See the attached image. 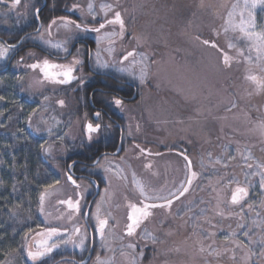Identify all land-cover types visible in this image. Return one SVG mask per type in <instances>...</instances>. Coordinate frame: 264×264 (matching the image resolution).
<instances>
[{"label": "rangeland", "instance_id": "1", "mask_svg": "<svg viewBox=\"0 0 264 264\" xmlns=\"http://www.w3.org/2000/svg\"><path fill=\"white\" fill-rule=\"evenodd\" d=\"M29 1H24V5H19L18 9L11 8V1L7 2L6 5L8 6L6 8H1L2 5H0V14L3 17L6 18L11 15L15 19L14 23H11L2 18L0 23L3 26L12 28L14 24H20V19H24L29 25L32 16L30 9H27ZM80 1L77 4L84 9L83 16L85 18L90 17L87 15L88 0ZM239 2L241 5L243 4V0H239ZM101 3L116 5V10L121 11L127 27V32L122 40L118 36L113 37L116 43L112 55L105 51L109 47L108 41L101 42V59L108 61L111 65L114 60H119L123 54L135 48L138 52L145 53L156 61L151 65L148 78L144 84H140L138 79H133L130 73L121 74L116 72L114 67L98 71L110 72L118 79L135 83L140 94L145 95V99L141 101L138 119L134 118L130 110H127L131 114L127 112L129 122L126 123L124 129L122 150L115 155H109L113 166H118L120 175L127 179H120L113 173L105 174L101 169H97L96 174L89 177L87 170L85 176L82 177V180L79 179L78 183L88 184L89 180L94 183L89 184L87 192L80 189L83 193V197L80 198V212H72L66 205L60 204L59 213L54 218L55 221L60 223H71L70 230L66 232L60 230L58 231L60 235L51 237H49L48 232L42 231L35 237L43 238V240L46 239L45 237L50 238L46 240H53V243L61 244L57 253L70 258L88 260L89 262L86 264H96L97 255L102 260L115 255L114 264H127V260L120 255L119 249L128 243L137 245L135 252L138 256V264H234L229 259V254H223V250L225 247V234L233 230L240 231L236 229L238 217L234 215L232 218L222 219L217 216L214 211L215 200L212 201L211 205L200 203L201 200L207 202L210 196L215 195V193L204 192L200 194L199 189L201 184H206L207 178L212 174L218 177L216 180L223 177L225 183L228 177L235 174L243 182L245 172H259L260 170L255 167L256 164L264 163V134L261 133L259 128L260 122L264 121V94L259 93L255 86L245 79L249 71L252 73L254 71L256 75L264 78V72L260 71V65H264V60L260 62L255 60L257 53L254 48L249 47V42L234 39V37L240 35L239 32L229 31L226 39L223 31L227 13L231 10L232 5L237 3V0H170L168 3L166 0H95L97 18H101V22H103V13L100 11ZM219 7L223 9V13L220 12ZM190 8L196 10L195 18L189 15L188 18L184 16V21L180 14L182 12L186 15L184 10ZM210 8L213 9L212 12H210ZM74 13L81 15L79 10L74 11ZM111 15L109 13L108 18H111ZM238 19L239 17H237ZM56 21L57 23L51 29L43 26L39 32L33 33L25 41L38 42L52 53L65 56L64 52H58L56 49L42 44L38 37L43 34L44 39L50 40L52 43L62 42L68 37L81 36L80 38L85 40H88L87 37H93L94 40H92L91 50L89 51V61L93 69L98 34L95 32H80L74 26L65 29L61 26L59 19ZM85 22L88 23L89 27L99 26V24ZM256 22V30L264 31V11L256 10ZM81 23H84V21ZM210 26L219 47L232 57L233 62L230 68L223 66L220 52L201 43L202 40L208 38L199 37L195 33L208 29ZM37 28L39 26L35 30ZM114 30L119 31L118 25L115 28L107 26L101 34ZM217 32L220 33L219 36H217ZM134 35L141 37L139 43L132 38ZM229 41L235 43L237 47L228 48ZM0 44L5 47L8 46V43L1 39ZM16 49L10 50L6 58L0 59V69L7 66L10 56L13 55ZM239 49L244 50V55H240ZM80 51L83 56L84 48ZM68 60L71 61L72 58L70 57ZM89 61L87 67L84 59L79 76L86 77L88 75ZM129 62L125 61V65H128ZM116 67H119V65H116ZM130 71H134L137 76L139 74L138 67ZM39 74L37 70L33 71L31 69L24 81L31 85L34 81L37 82L36 78ZM242 86H244L243 91ZM30 93H34L31 88ZM233 101L237 102V106L229 111L228 109ZM184 105L189 106L190 113H187L186 116L189 118L183 120L181 118L185 117ZM192 113L194 114L191 115ZM216 113L219 114V116L217 115L218 118L215 115ZM211 114L216 117L214 121L216 124L210 127L211 131L215 132L213 133L215 135L219 134L221 140L205 147L201 153H197L193 158L198 176L193 182L190 192H188L190 195L181 200L176 206L172 205L170 212L163 208L154 209V215L142 225L141 229L137 230L138 235L136 237L129 238L125 236L124 229L128 212L126 205L129 201L137 202L139 199L138 195L133 193V174H135L136 180L149 186V194L156 192L166 195L169 191L175 192L180 184L185 181L186 169L184 159L174 155L173 150L170 151L173 142H175L178 135L182 139L197 136L199 140H203V137L211 132L210 129L205 127V123L210 119L209 115ZM75 120L76 122L70 123L53 111H50L49 114L46 110H43L37 119L38 126H41L38 129L40 132L47 134L48 137L66 134L74 124L79 126V119L72 121ZM233 120L235 123L230 122ZM49 129H51V135H49ZM132 130L140 131L138 136H141L142 144H138L136 141H132L131 144L127 143L126 139L130 135L129 132L132 134ZM82 131H84V127ZM239 134H243L244 138L240 139ZM246 135L248 139L245 140ZM165 142L167 143L166 146L169 147L168 150L161 148V144ZM225 146H227V149H225ZM208 147L210 149H207ZM140 149H144V153H141ZM249 152H251L253 159L245 162L241 153L247 155ZM209 153H211V156H209ZM229 156H234L235 159L229 160ZM217 158L221 160V163H215ZM201 161L204 164L203 168L201 167ZM246 163L252 164L253 168L248 169ZM149 164L151 167L146 168L145 165ZM95 167L94 164L88 169ZM72 172H75L73 168ZM106 175L110 180V185L108 180L105 179ZM260 179L259 175L249 176L252 186L249 188L248 203H251L255 209L245 218L249 224L252 219L257 218L256 212H260L261 216H264V190L259 187ZM215 186H217L216 183ZM232 187H235V185H232ZM58 188L61 189V186ZM106 188L109 195L105 198L106 202L101 209V213L102 215L111 214L108 218L106 237L109 247L116 249L115 252L109 251L108 248L103 246L99 234L95 231V205L96 202L100 201L101 196L105 194ZM65 189L68 190L62 197L64 200H67L70 196L74 201L78 199L77 191L80 190L75 189L71 182L68 188ZM226 191L225 189L220 192L221 199L225 198ZM228 198H230V193H228ZM189 207L192 209L191 212L188 211ZM200 208H205V213L200 214ZM224 210L225 212L229 211L228 208ZM194 213L199 215L198 220L190 219ZM75 220H77V223L74 222ZM209 220L216 227H211L208 223ZM161 221L165 223L161 225ZM76 227L81 229L80 235L87 234L83 250L71 243L67 245L61 243L69 236H72L77 243L79 242V237L74 235ZM142 229H147L160 237L163 243L153 244L150 240L140 239L139 233ZM169 231L172 233L171 235L166 234ZM205 231L215 233V235L205 237L203 234ZM254 231L259 232L260 230L255 229ZM35 237H32V239ZM237 239L245 240L242 235L238 236ZM209 245L212 246V250L219 251L222 255L220 257H216L214 254L209 255ZM228 246L233 247L231 244ZM147 247L151 248V254L148 260H145L147 254L145 249ZM201 247L205 248V252L199 251ZM254 250L259 251L258 248H254ZM141 252L143 253L142 259L139 258ZM247 252L248 248L236 249L238 258L236 264H239V258ZM12 259L14 262V258ZM59 264L78 263L73 260H65ZM250 264H264V257L254 255L251 257Z\"/></svg>", "mask_w": 264, "mask_h": 264}, {"label": "trees", "instance_id": "2", "mask_svg": "<svg viewBox=\"0 0 264 264\" xmlns=\"http://www.w3.org/2000/svg\"><path fill=\"white\" fill-rule=\"evenodd\" d=\"M10 1L0 0L1 8H6L8 6L6 5L7 2ZM24 1L29 0H21L20 6L24 5ZM78 2L80 3L81 1L46 0L45 5L41 7L43 4L42 0H30L29 4H27V9H30L29 11L32 13L30 24L27 25L24 19H20V24H14L12 28L3 26L0 23V39L5 43L15 44L25 32L35 30L40 23H42V26L48 27L52 20H57L62 16L76 23L87 21L99 24L101 22V18L93 20L91 17L85 18L75 14L73 11H69L72 5ZM166 2L168 3L170 0H166ZM220 4L222 3L220 2ZM39 7H41L40 21L34 16L35 8ZM18 8L19 5L17 6ZM219 9L223 13V9L221 7ZM209 10L210 12L213 11L212 8ZM184 11L186 15L182 12L180 14L184 21V16L188 18L187 16L189 15L195 18L196 10L194 8L185 9ZM0 16V20L3 18L11 23L15 21L11 15L6 18L1 14ZM211 30L210 26L208 29L195 33L199 37L208 38L217 43L216 36ZM30 47L28 45L24 46V49L14 57L9 68L0 69V97H2L0 99V264H32L27 259V247L31 246L35 250V246L42 241H47L48 244L54 242L53 240H46L50 239L48 237H45L46 239L44 240L43 238L35 237L38 233L42 231L48 232L50 228H56L58 231L63 230V232L70 230L71 223H60L54 219L61 208L58 202L64 200L62 197L68 190L65 188L70 185L66 176L68 165L72 164L73 161L79 160L73 166L74 173L85 175L87 169L91 166V162H94L101 153L113 152L118 148V141L121 138L118 128L114 127L101 136L98 142H94L89 147L84 146L87 144V138L82 128L92 113L88 98L95 87L114 89L124 95H130L131 93L129 86L116 77L94 73L89 69L87 71L88 75L83 77V86H80L78 82L71 85L52 84L44 80L41 74L36 78L37 82L34 81L29 85L27 81H24V78L26 75L28 77V71L30 70L27 66L28 62L34 61L32 57H27V49ZM84 55L82 57L87 65L88 55ZM21 57H23V61L20 60ZM249 74L256 73L249 71ZM30 88L34 90L33 94L30 93ZM243 89L244 86H242V91ZM94 95L96 96L97 94ZM144 96L141 95V97ZM45 97H48V99L46 100ZM60 99L65 101L63 107L56 103ZM183 107L185 117L182 116L183 118L181 119L184 120L189 118L186 116L190 111L188 105ZM43 110H46L49 114L50 111H53L70 123L76 122V120L72 121L74 119H79V126L74 124L66 134L48 137L47 134L36 131V129L41 128V126H38L39 122H37V119ZM215 115L216 117L217 115L219 116L218 113ZM216 117H213L212 114L209 115L210 119L205 123V127L210 129V131V127L216 124L214 122ZM126 120L125 122H129V119L128 121ZM29 121H31V126ZM106 122L109 121L106 120ZM230 122L235 123L234 120ZM213 133L215 132H209L208 135L203 137L204 139L202 138L203 140H199L197 136H189V139H182L178 135L170 151L173 150L174 155L178 158H183L179 153H186L192 159L193 169L196 171L195 160H193L195 155L201 153L205 147L221 140L219 134L215 135ZM134 134L133 131V134L127 137V143L131 144L132 141H136V143L142 144L141 136ZM61 136L64 137L62 141L59 139ZM239 138L243 139L244 135L239 134ZM246 139H248L247 135L245 136ZM41 145H44V147L51 145V153H45ZM166 145V142L162 143L161 148L168 150L169 147ZM207 149L210 148L208 147ZM217 178L213 174L208 177L206 184H201L200 194L204 192L211 194L207 190L202 191L201 188L206 189L209 184L214 186ZM57 180L59 181L58 184L56 183ZM195 180L196 178L193 182ZM50 184L53 185V188L48 189L49 195L45 199L44 211L41 212L39 195ZM60 186L61 189L58 188ZM190 189L188 192H190ZM188 192L178 200H175L172 205L176 206L181 200L186 199L190 195ZM74 222L77 223V220ZM32 237L35 238L32 239ZM145 250L147 251L145 260H148L151 248L147 247ZM53 256L54 259H49L47 264H52L64 255L62 256L56 252ZM12 258H14V262Z\"/></svg>", "mask_w": 264, "mask_h": 264}, {"label": "snow or ice", "instance_id": "3", "mask_svg": "<svg viewBox=\"0 0 264 264\" xmlns=\"http://www.w3.org/2000/svg\"><path fill=\"white\" fill-rule=\"evenodd\" d=\"M20 3L21 0H11V8H17ZM257 9L264 11V0H243L242 5L240 4L239 0H237V3H234L231 7V10L227 13V18L224 21L223 31L226 39L229 31L233 33L239 32L240 35L234 37V39L249 42V47L254 48L257 53L255 60L257 62H260L261 60H264V31L256 30ZM76 10H79L82 16L84 15V9L81 8L78 4H73L72 8L69 9V11L73 12ZM40 11L41 10L39 8H35L34 16L37 20H39L40 18ZM100 11L103 13V22H100L98 27H89L88 23L86 22L76 23L75 21L67 20L63 16L59 17V20L61 22V26L65 29H69L70 27L74 26V28L79 30L80 32H95L98 34L96 37L95 63L93 68L94 71H103L109 69L110 67H114L116 72L121 74L130 73L133 79H138L140 84H144L148 78L151 65L156 63L154 59H151L145 53L138 52L134 48L132 51H127L125 54H123L119 60H114L111 65L108 61L101 59V42L105 40L108 41L109 47L105 49V51H107L109 55H112L115 51L114 45L116 43L113 37L118 36L122 40L127 32V27L121 11L116 10V5L101 3ZM109 13L112 14L111 18H108ZM87 15L90 16L93 20H96L97 13L95 11V0H88ZM237 17H239L238 20ZM56 23V20H52L48 28L51 29V27ZM117 25L119 27L118 32L114 30L111 32H103V34H101L102 30H104L107 26H113V28H115V26ZM37 31L39 32V29H37ZM219 35L220 33L217 32V36ZM75 38L76 37H68L62 42L52 43V41L50 40H45L43 34L38 37L42 44L50 48H54L58 52L62 51L66 56L71 55V52L69 51V44ZM132 38L137 40L138 43L141 39V37H137L135 35ZM197 39H199V37H197ZM201 43L204 46L216 49L221 53L222 64L225 68H230L232 66V57H230L227 52L221 49L215 41L205 39L202 40ZM227 46L230 49L237 47V45L231 41H229ZM16 47L17 46L15 44H9L7 47H5L3 44H0V59L6 58L10 50ZM239 52L240 55H244L243 49H239ZM77 53H79V49H77ZM28 55L31 56L33 54L29 53ZM21 61H23V57H21ZM125 61L130 62L128 65H125ZM82 63L83 61L79 59L77 55L73 56L72 60L67 64L51 63L49 60L44 59L43 61H38L27 66L34 70L38 69L40 73H42L44 80L52 84L71 85L73 81H76L80 86H83V77L75 75L78 70L77 66L81 65ZM116 65H119V67H116ZM137 67L139 68L138 76L134 71H130L136 69ZM260 71L264 72V65H260ZM104 74L111 75L110 72H105ZM245 79L251 82L259 93L264 94V78L259 77L256 74H248L246 75ZM249 94L251 95L252 93ZM0 99H2V97H0ZM45 99L47 100L48 97H45ZM56 103L63 107L65 101L63 99H60L57 100ZM112 104H114L115 107L123 110V101L121 99L113 97ZM236 106L237 102L233 101L231 102L228 110L231 111V109L235 108ZM93 121H89L85 126L87 137V144L84 145L85 147H89L94 142H98L101 136L106 134V132L112 127L111 124L104 121V116L100 111L94 113ZM29 124L31 126V121H29ZM259 128L261 133L264 134V121L260 122ZM36 131L39 132L40 130L36 129ZM48 131L49 135H51V129H49ZM129 134L131 133L129 132ZM63 138V136L59 137L61 141L63 140ZM121 139H123V137H121ZM41 148L45 153L50 154L52 151L51 145H49L48 147H44V145H41ZM225 149H227V146H225ZM116 151L118 153L120 149L118 148ZM140 151L141 153H144L145 150L140 149ZM115 154L116 153H113V155ZM179 155H181L185 161L186 178L175 192L169 191L166 195H161L156 192H152V194H149V186L142 183L141 181L136 180L135 174H133V193L138 195L139 199L137 200V202L129 201L126 205L128 212L127 222L124 229L125 236L129 238L136 237L138 235L137 230L141 229L142 225L154 215V209L163 208L169 210L170 212L174 200H178L181 196H184V194L189 191L193 180L197 178L198 173L193 170V162L186 153L181 152L179 153ZM209 156H211V153H209ZM241 156L245 162L253 159L251 152H249L247 155L241 153ZM228 159H235V157L229 156ZM215 163H221V160L217 158ZM75 164L76 162L73 161L72 164L68 165V173H66L67 180L71 182L75 189H83L84 192H87L89 184H93L94 182L89 180L88 184H85L83 182L78 183L77 179H74L72 174V168ZM94 164L96 166L95 168L87 169L89 177L95 175L97 169H101L105 174L113 173L120 179H127L126 177L120 175L118 166H113L112 161L109 159L108 153L102 154L100 158L94 161ZM145 167L150 168L151 165H145ZM201 167H204L203 161H201ZM225 167H227V165H225ZM246 167L248 169H252L253 165L250 163H246ZM255 167L260 171L251 173L245 172V179L243 182H241L235 176V174H233L232 176L228 177L226 183L225 179L221 177L216 182L217 186L214 187L209 184L206 189L201 188L202 191L207 190L210 193H215V195L210 196L207 202L201 200L200 203H207L211 205L212 201L215 200L216 203L214 211L217 216L221 217L222 219H229L234 215L238 217L236 229H239L240 231L237 232L236 230H233L225 234V247L223 250V254H229V259L232 260L234 264H236L238 260L236 249L242 250L244 248H248V252L239 258V264H250L251 257L254 255L264 257V216H261L260 212H256L257 218L252 219L250 224L247 223L245 219L248 214L255 211L253 205L251 203H248L249 188L252 186L249 180V176L259 175L261 177L259 187L261 190H264V163H257ZM105 179L108 180L110 185V180L107 175L105 176ZM56 183L58 184L59 181L57 180ZM232 185H235V187H232ZM96 187H98V185H96ZM51 188H53V185L50 184L39 195L41 212L44 211L45 199L49 195L48 189ZM225 189L227 190L225 192V198L221 199L220 192L224 191ZM228 193H230V198H228ZM108 195V189L106 188L105 194L101 196L99 202H96V212L94 214L95 231L99 234L103 246L108 248L109 251L115 252L116 249H112L109 247L106 237V229L109 223L108 218L111 214L107 213L105 215H102L101 213V209L106 202L105 198L108 197ZM77 196L80 197L79 191H77ZM125 199H127V197H125ZM58 203L61 205H66L68 209L72 210V212H80V198L76 199L75 201L71 198L67 200H60ZM221 205H223V207H221ZM225 208H228L229 211L225 212ZM188 211H192L191 207H189ZM205 211V208L199 209L200 214L205 213ZM190 219L198 220L199 215L194 213L193 216L190 217ZM164 223V221H161V225H163ZM208 223L211 227H216V225L212 224L210 220L208 221ZM255 229H259L260 231L255 232ZM80 233L81 229L79 227H76L74 229V235L79 237L78 243L72 238V236H69L67 239L62 240L61 243L64 245L71 243L83 250L85 248L87 234L85 233L84 235H80ZM166 234L171 235L172 233L169 231ZM203 234L205 237L215 235V233H208L206 231ZM48 235L49 237H51L53 235H60V233L56 228H50L48 229ZM109 235L111 234L109 233ZM240 235H242L245 240H238L237 237ZM139 238L143 240H150L153 244H156L158 242L163 243V240H161L160 237L154 235L147 229H142V231L139 233ZM229 244L233 245V247H229ZM60 247L61 244L59 243L48 244L47 241H42L37 244L35 246V250H32L31 246H28L26 249L27 259L31 261L32 264H47V261L49 259H54L53 254L57 252ZM136 247L137 245L135 243H128L126 246H121V248L119 249L120 255L127 260V264H138V256L135 252ZM208 247L210 250L209 255L214 254L216 257H220L222 255L221 252L212 250L211 245H209ZM254 248H258L259 251H255ZM199 251L203 253L205 252V248L201 247ZM142 256L143 253L141 252L139 254V258L142 259ZM114 262L115 255L106 260H102L99 255H97L96 257V264H114ZM81 264H86V262L82 261Z\"/></svg>", "mask_w": 264, "mask_h": 264}, {"label": "flooded vegetation", "instance_id": "4", "mask_svg": "<svg viewBox=\"0 0 264 264\" xmlns=\"http://www.w3.org/2000/svg\"><path fill=\"white\" fill-rule=\"evenodd\" d=\"M45 3H46V0H43V5L41 7H43L45 5ZM41 7H39V9H41ZM38 21H40V18ZM42 28H43L42 23H40L39 28H37V29H39V31H40ZM37 29L25 32L22 35L21 39L17 43H15V45L17 46L16 47L17 49L15 50L13 55L10 56L8 64L5 68H3V70L9 68V65L11 64L14 57H16V55L24 49V46H27V45L31 46L30 48L27 49L28 54L29 53L33 54L31 56L27 54V57L30 56L34 60V61L28 62L29 63L28 65L36 63L38 61H43L44 59L49 60L51 63L67 64V61H69L68 58H70V57L73 58V56H77V55H78L79 59L84 61V59L80 53L81 52L80 49H82V48H84L83 53L88 55L87 56L88 57L87 58V65H88L89 51L91 50L92 40H94L93 37H87L88 40H85L84 38H80L81 36H77L75 39L72 40V42L70 43V46H69V51L71 52V55L60 56V55H58V53L57 54L52 53L50 50L44 48L38 42L25 41V39H27V37H29L30 35H32L35 32H38ZM77 49H79V53H77ZM20 60H21V58H20ZM81 65L77 66L78 70L75 73V75H77V76H79V72L81 70ZM88 69L94 73H101V74L105 73V72L94 71L90 65V61H89V68ZM30 70H31V68H30ZM32 70L34 71V69H32ZM35 70H37L40 73V71L38 69H35ZM110 76L115 77L112 74ZM116 78L118 79V77H116ZM119 80L122 81V83L129 86L130 91H131L130 95H124V94H122V93H120L114 89H103L101 87H95L92 90V93L88 98V103L90 104V106L92 108V113H91L90 118L84 124L85 135H86V127L85 126L89 121H93V115L97 111H100L102 113V115L104 116L105 122H106V120L109 121L106 123H109L112 125V127L110 129H113L114 127L118 128L119 134L121 137H124V129H125V126L127 123V122H125V119H127L126 121H128V118H129L127 112L128 113L131 112L134 115V118H136V119L139 118V110L141 107V101L143 99H145V97H141L139 88L136 86L135 83H133L131 81L121 80V79H119ZM75 82L76 81H73V83H75ZM94 94H97V95L95 96ZM113 97L119 98L123 101V106H122L123 110L115 107V105L112 104ZM128 104H131V105H128ZM127 110H130V112ZM93 122H95V121H93ZM133 131L135 133L134 135H137L140 132V131L138 132L136 130H132V134H133ZM122 143H123V139L120 138V140L118 141V148L120 149V151L122 150V146H123ZM116 150L113 152H103L96 159L100 158L102 156V154H104V153H108L109 155H113V153L117 154ZM76 161L78 162L79 160H76ZM92 165H94V162H91V166ZM73 174L75 176V178H74V176H73V178L77 179V182L79 181V179H81L82 177L85 176L83 174H77V173L75 174L74 172H73ZM79 192H80V197H78V196L77 197L78 198L83 197L82 191L80 190ZM69 198H72V197L70 196ZM69 198H67V199H69ZM65 260H73L74 262L77 263L76 258H70V257L65 255V256L55 260L52 264H59ZM87 262H89V261L87 260Z\"/></svg>", "mask_w": 264, "mask_h": 264}, {"label": "water", "instance_id": "5", "mask_svg": "<svg viewBox=\"0 0 264 264\" xmlns=\"http://www.w3.org/2000/svg\"><path fill=\"white\" fill-rule=\"evenodd\" d=\"M189 158H190V157H189ZM193 170H194V169H193ZM174 201H175V200H174ZM77 262L81 264L82 261H78V260H77ZM85 262H86V261H85Z\"/></svg>", "mask_w": 264, "mask_h": 264}]
</instances>
